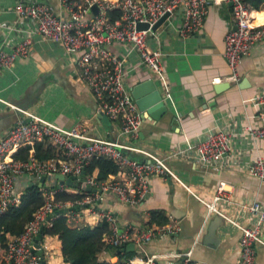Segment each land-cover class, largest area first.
Segmentation results:
<instances>
[{
    "label": "crops",
    "instance_id": "1",
    "mask_svg": "<svg viewBox=\"0 0 264 264\" xmlns=\"http://www.w3.org/2000/svg\"><path fill=\"white\" fill-rule=\"evenodd\" d=\"M20 1L27 0H0V48L8 52L12 51V44L5 42L12 43L11 38L20 40L10 28L28 31L35 28L30 18L15 14L14 7ZM30 1L47 3L55 13L67 16L59 0ZM208 1L209 12L197 34L182 38L178 18L167 20L154 35H149V47L163 53L161 76H155L141 63L130 44L109 45L125 62L131 91L136 84L154 79L168 106L157 121L143 115L136 139L119 135L117 122L110 121L106 127L98 120L95 98L89 87L77 78L78 54L67 52L62 44L33 34L29 54L17 59L11 69L0 68V138L21 121L31 120L24 112L64 129L87 121L91 126L90 135L119 140L136 149L128 151L131 156L141 160H149L150 155L165 159L189 188L172 177L153 175L149 196L138 207H123L112 194L106 193L99 201L100 208L118 217L120 228L130 225L142 229L153 212H158L167 222L180 225L177 233L154 238L146 245L148 254L162 256L159 264H178V259L171 255L190 249L193 259L204 264H239L241 232L221 214L254 227L258 224L257 217L245 206L254 199L264 204V182L251 174L255 160H264V139L244 134L247 124L260 126L264 110V105L258 102V96L264 92V40L253 47L250 55L241 58L239 81H230L231 69L224 50L225 35L233 26L231 5L222 0ZM252 22L264 24V3L260 9H253ZM220 84L224 86L216 89ZM218 129L235 132L232 149L220 161L202 164L191 145ZM178 150H183L184 154H176ZM93 173L97 175L96 171ZM33 180L20 176L15 183V193L20 195ZM220 182H225L226 189L232 191V200L216 202L215 212L206 203L213 201ZM72 185H67L68 191H78L71 188ZM160 224L156 220L154 226ZM259 225V235L264 241V224ZM43 237L42 247L46 241L61 252L57 237L46 240ZM103 254L111 257L106 260L111 264L117 260L106 249L100 254L101 259ZM256 254L257 264H264V245L257 244ZM50 264L66 263L53 259Z\"/></svg>",
    "mask_w": 264,
    "mask_h": 264
},
{
    "label": "built area",
    "instance_id": "2",
    "mask_svg": "<svg viewBox=\"0 0 264 264\" xmlns=\"http://www.w3.org/2000/svg\"><path fill=\"white\" fill-rule=\"evenodd\" d=\"M222 1L231 5L233 16V26L225 35L224 56L231 69L229 80L238 82L240 60L250 55L253 47L264 40V24H253V9L244 0ZM59 3L66 10L67 16L55 13L47 3L30 0L17 3L14 7L15 14L30 18L35 28L31 31L10 28V31L17 33L20 40L14 41L11 38L12 43L5 42L7 45L12 44L10 52L0 48V68L11 69L17 59L29 54L33 34L62 44L67 52L78 54L77 78L92 92L96 101V113L105 114L110 121L117 122L119 135L136 139L144 120L143 113L134 102L131 89L127 85L128 70L125 62L109 49V45L130 44L132 50L140 56L141 63L155 76H161L163 53L150 48L147 41L149 35H154L158 30L153 31L152 26L169 13L168 21L181 19L179 34L182 38L193 36L204 25L209 12V1L59 0ZM94 5L98 7L97 13L92 10ZM111 9L120 10L121 16L111 19L108 15ZM138 23H146L149 28L138 30ZM258 102L264 105V92L258 96ZM24 114L31 120L21 121L0 138V215L20 202V195L15 193V183L20 176L39 179L42 176L47 178L63 174L68 177L75 176L76 181H82L81 175L85 168L99 158L113 162L118 171L103 181L97 180L95 173L85 174L86 185L95 190L89 192L82 188V191H72L82 194V199L64 204L55 201L56 193L71 191H68L65 184L53 189L52 181L49 180L46 184L49 188L44 190L45 203L33 214L20 235L9 237L4 264H41L43 260L46 262L44 254L41 256L35 253L34 239L40 228L49 222V214L62 208H74L65 214L74 226L107 223L109 232L103 238L105 246L118 248L123 253L124 247L134 244L136 255L133 258L119 260L115 256L117 260L112 264H159L158 260L162 256L148 254L146 245L154 238L177 233L180 225L177 222H167L142 229L130 225L120 228L118 217L113 212L100 208L99 201L106 193L112 194L123 207H138L149 196L150 179L153 175L172 177L189 189L169 168L165 159L150 155L149 160H141L131 156L128 151L136 149L121 144L119 140L111 141L90 135L91 126L87 121L64 129L33 114ZM260 123L259 127L247 124L244 134L253 139H264V110L261 112ZM234 135V131H210L191 147L202 164L218 162L225 153L231 151ZM42 140L55 145L57 155L54 158L38 159L35 156L32 146ZM27 145L31 146L28 159H14L13 154ZM176 154L184 153L183 150H178ZM251 174L264 182L262 158L255 160ZM221 200H232V191L226 189L225 182L218 184L213 201L206 205L211 211L217 212L215 203ZM77 206H81V209L75 211ZM245 207L257 217L258 224L254 227L244 226L224 214L221 215L241 232L239 264H257L256 246L264 245L259 235V224H264V204L254 199ZM88 218L93 220L89 222ZM39 250L43 252L42 245ZM171 256L178 259V264H204L193 259L191 249Z\"/></svg>",
    "mask_w": 264,
    "mask_h": 264
},
{
    "label": "trees",
    "instance_id": "3",
    "mask_svg": "<svg viewBox=\"0 0 264 264\" xmlns=\"http://www.w3.org/2000/svg\"><path fill=\"white\" fill-rule=\"evenodd\" d=\"M252 9H260L264 0H244ZM111 19H116L121 16L118 9L108 11ZM34 154L38 159H51L57 154V149L54 144L47 140L37 141L34 146ZM30 145L21 147L14 154L16 160H27L29 157ZM97 172V180L103 181L110 176L115 175L118 167L111 161L99 158L94 159L86 168V174ZM35 182L37 179H35ZM33 180V182H34ZM46 183L43 186L38 185V181L34 185H28L20 194V202L17 205H12L6 212L0 215V264H4L5 254L7 250L8 239L11 236L20 235L26 224L33 218V214L41 208L45 203L44 190ZM73 189L82 191V181H74ZM55 189V186L54 188ZM80 193H70L66 191H58L55 195V201L66 203L82 199ZM81 209L77 206L75 211ZM156 220L158 223H167L166 219L158 213H151V218L147 226H154ZM109 232L107 223H94L86 225H72L65 214H56L48 223L44 225L43 235H57L61 242V252L66 264H111L110 262L100 258V254L106 249L112 255L123 258H133L136 252L127 251L124 247L123 253H118V248L110 245L105 246L103 238ZM44 254V252H42Z\"/></svg>",
    "mask_w": 264,
    "mask_h": 264
},
{
    "label": "water",
    "instance_id": "4",
    "mask_svg": "<svg viewBox=\"0 0 264 264\" xmlns=\"http://www.w3.org/2000/svg\"><path fill=\"white\" fill-rule=\"evenodd\" d=\"M92 10L94 13H97V10H98L97 5L92 6ZM168 16H169V13H166L164 16H162L160 20L152 26V30L156 31L167 20ZM148 28H149V25L146 23L137 24L138 30H144ZM223 86H224L223 84H220L219 86L216 87V89L222 88ZM131 94L134 99V102L138 106L139 110L142 111L143 115L146 114V116L151 118L152 120H155V121L159 120L160 118L163 117V115L168 110V106L165 101V96L159 90L154 79H148V80H145L143 82L136 84L135 86L132 87ZM97 118L106 127H108L111 123L109 118L105 114L100 113L97 115ZM85 174L86 172L84 171L81 175L82 188L83 189L86 188L87 191L91 192L95 189H92L90 186L86 185ZM49 180L52 181V186L54 187V186H57V184L72 185L74 181L77 180V177L75 176L68 177L63 174H55L54 176L47 177V178L45 176H42L38 180V185L43 186L46 183V181H49ZM34 184L35 183L33 182L30 185H34ZM73 209L74 208H62L59 210L56 209L49 214L47 219L48 221H50L56 214H66ZM43 228L44 226L40 228L38 234L36 235L34 239V251L35 253L41 256L43 253L39 250V248H40V241L43 237ZM126 249L127 251H134L135 246L134 244H129L126 247ZM117 252L119 253L120 250H117ZM41 264H46V262L43 260Z\"/></svg>",
    "mask_w": 264,
    "mask_h": 264
},
{
    "label": "rangeland",
    "instance_id": "5",
    "mask_svg": "<svg viewBox=\"0 0 264 264\" xmlns=\"http://www.w3.org/2000/svg\"><path fill=\"white\" fill-rule=\"evenodd\" d=\"M55 237L58 238L57 235H48V236H44L43 238H44V240H46L47 238H55ZM45 246L43 247V250H44L43 252H45L44 253V257L46 258L48 264H50L53 259L54 260H59L60 259L61 262L63 260V262L65 263L63 255H62V252H60L59 250L57 252V250L55 248H53L50 243H49V245H47L46 241H45ZM102 257L105 260L111 258L109 255H106V254H103Z\"/></svg>",
    "mask_w": 264,
    "mask_h": 264
}]
</instances>
